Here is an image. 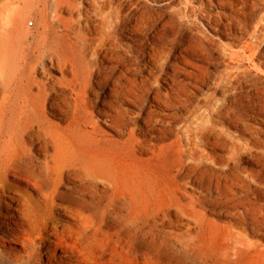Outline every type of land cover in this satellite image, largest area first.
Returning <instances> with one entry per match:
<instances>
[{"label": "rangeland", "instance_id": "374dc122", "mask_svg": "<svg viewBox=\"0 0 264 264\" xmlns=\"http://www.w3.org/2000/svg\"><path fill=\"white\" fill-rule=\"evenodd\" d=\"M71 1L74 7L66 4L64 16L69 17L72 9L76 18L82 12L83 26H97L92 35L99 43L102 13L112 10L114 14L115 8L100 10L101 0ZM196 1L120 0L127 14L149 10L169 23L159 22L155 29L145 27L136 33L125 22L119 24L120 40L134 41L132 69L124 49L115 52L102 44L94 55L109 80L95 83L96 90L88 95L90 108L113 137L124 139L134 128L139 138L132 247L125 223L107 216L100 231L85 235V247L101 256L100 264H264V0ZM174 3L184 8L203 5L205 10H199V19L196 14L180 17L171 9ZM43 7V0H0V20L8 21L5 30L10 32L11 15L20 13L21 31L33 40L44 29ZM258 40L262 41L256 54L241 51ZM158 49L166 51L164 57ZM1 60L0 47L3 88L8 75ZM73 63L77 68L76 56ZM243 70L246 74L240 78H230ZM31 72L47 86L62 77L58 60L49 55ZM130 76L136 79L135 97L129 95ZM109 105L119 108L123 120L127 119L122 131L102 119ZM47 111L66 124L50 100ZM180 144L185 149L182 161L178 153L174 155ZM74 184L63 183L54 194L55 204L47 195L53 191L48 184H26L42 204L33 223L26 225L34 236H45L52 228L67 237L74 235L76 217L69 209ZM14 195V190L6 191L5 205L14 204ZM246 207L257 218L248 216L243 221ZM243 226L246 231L241 233ZM47 245L43 240L26 264H45ZM68 253L65 264L84 263L71 247Z\"/></svg>", "mask_w": 264, "mask_h": 264}, {"label": "bare ground", "instance_id": "6f19581e", "mask_svg": "<svg viewBox=\"0 0 264 264\" xmlns=\"http://www.w3.org/2000/svg\"><path fill=\"white\" fill-rule=\"evenodd\" d=\"M218 2L224 3L225 0ZM43 4L44 29L33 40L27 39L21 31L23 18L20 13L10 17L11 33L5 30L7 24L10 25L8 21L0 20L1 65L4 75H8L3 88H0V264L29 263L43 240L48 242L45 264H65L69 247L80 254L83 264L90 261L91 264H100L103 261L101 256L91 254L85 247V235L100 231L107 216L125 223L127 241L132 247L136 227V144L139 138L134 128L124 139L113 137L103 127L95 110L90 108L88 95L96 90L95 83L103 85L108 79L104 74L105 68L94 60V55L102 44L115 52L122 53L124 49L129 54L128 67L132 69L134 41L124 43L120 40L116 34L119 24L125 22L130 32L136 33L145 27L155 29L159 22L166 25L169 21L149 10L127 14L120 0H101L99 9L114 7L115 15L112 10L102 13L103 40L96 43L92 29L97 26H83L82 12L79 11L76 18L72 9L69 17L64 16V6L74 5L71 0H53L52 6L50 0H43ZM189 6L184 8L174 3L171 9L180 17L191 18L196 14L195 19H199V10H205L203 5ZM209 21L213 22L211 17ZM105 26H108L107 33H104ZM261 41L249 43L241 51L253 50L256 54ZM158 50L164 57L166 51ZM48 55L52 60L57 59L62 68V77L54 78L52 82L49 80V86L31 72ZM74 56L78 60L77 68L73 63ZM242 74L246 71L230 74V78L235 80ZM128 79L129 95L135 97L136 79L133 76ZM49 100L66 124L50 116L47 111ZM109 106L110 110L104 112L102 119L112 128L122 131L127 119L123 120L119 108ZM184 151L180 144L175 148V157L178 153L177 157L182 161ZM169 171L172 173L173 169L170 167ZM66 181L75 183L71 186L75 193L69 205L70 212L76 217L72 227L74 235L67 237L63 231L52 228L45 236H34L26 225L33 223V216L42 204L26 184H48L53 191L47 195L55 204L54 194L60 192ZM8 189L14 190L16 195L12 196L14 204L5 205L2 196ZM255 214L246 207L242 219L256 217ZM241 228V233H244L246 227Z\"/></svg>", "mask_w": 264, "mask_h": 264}]
</instances>
